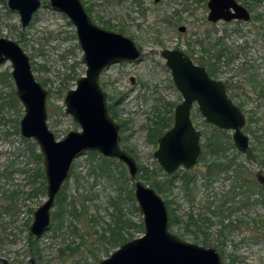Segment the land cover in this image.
<instances>
[{"label": "rangeland", "instance_id": "1", "mask_svg": "<svg viewBox=\"0 0 264 264\" xmlns=\"http://www.w3.org/2000/svg\"><path fill=\"white\" fill-rule=\"evenodd\" d=\"M41 1L30 24L23 27L19 12L8 7V0H0V37L16 41L29 56L35 78L48 92V125L60 140L80 130L65 111L64 100L86 66L74 25L50 0ZM81 1L94 23L129 36L142 51L134 61L104 69L99 80L107 94L108 112L120 125L121 146L137 162L139 180L147 184L141 176L163 179L167 174L154 157L159 137L154 140L150 130L160 117L170 115L172 127L175 108L183 100L161 55L166 48L183 50L207 71V53L216 57L211 75L229 82L228 93L244 111V132L250 137L246 153L234 147L227 154L236 156L239 151L242 170L255 180L257 171L264 173V0H238L251 12L247 22L217 23L208 20L209 0ZM220 47L226 50L219 61ZM11 71L9 61L0 65V257L10 264H27L32 257L36 264H97L121 245L110 240L118 216L125 237L144 234L129 170L117 159L105 163L98 152L83 153L72 163L61 189L67 210L53 221L56 201L49 229L41 237L31 235L34 212L47 198V181L39 145L20 131L25 110ZM191 117L202 132L203 154L191 170L196 178L195 198L183 191L181 176L186 169L180 168L174 173L173 190L161 195L175 200L172 207L179 216L169 229L183 240L215 247L225 264L232 256L237 264H264V186L256 180L254 190L248 191L232 172L214 168L215 178L207 180L210 155L204 144L216 129H222L208 123L197 104ZM225 131L234 145L233 131ZM191 215L197 224L190 223ZM204 239L208 245L202 243Z\"/></svg>", "mask_w": 264, "mask_h": 264}, {"label": "water", "instance_id": "2", "mask_svg": "<svg viewBox=\"0 0 264 264\" xmlns=\"http://www.w3.org/2000/svg\"><path fill=\"white\" fill-rule=\"evenodd\" d=\"M160 1L154 0L155 3ZM7 4L11 10L19 12L22 26L27 27L42 1L8 0ZM50 4L74 25L83 52L85 74L64 100L65 111L79 124L80 130H72L60 140L56 138L48 125V92L35 78L29 56L16 41L0 37V65L11 63L16 94L25 110L20 121L21 134L37 142L45 168L47 198L34 212L29 227L31 235L41 237L49 229L52 209L70 177L74 160L83 153L95 151L127 166L144 226L142 236L124 242L97 264H225L215 247L183 240L170 231V213L165 199L154 187L137 178V162L121 146L120 125L108 112L107 94L99 80L103 70L112 64L138 59L142 54L140 48L129 36L94 23L81 0H50ZM208 8V20L212 23L250 19L249 11L236 0H209ZM179 29L184 31L185 27ZM161 55L183 97L175 108L173 126L158 138L154 152L166 173L172 175L180 168L191 170L199 161L202 132L191 117L195 104L208 123L222 130H232L235 147L246 153L250 147V137L244 132L247 118L229 96L226 84L212 77L206 67L183 50L166 48ZM255 177L264 186V173L257 171ZM0 264L10 262L0 257ZM27 264H36L35 258H30Z\"/></svg>", "mask_w": 264, "mask_h": 264}, {"label": "trees", "instance_id": "3", "mask_svg": "<svg viewBox=\"0 0 264 264\" xmlns=\"http://www.w3.org/2000/svg\"><path fill=\"white\" fill-rule=\"evenodd\" d=\"M216 44H218V42H216ZM225 50L226 48H221L219 50V54L217 55V58H219L218 60L220 61L221 57L224 56L225 54ZM207 52V51H206ZM208 56V60L206 61L207 64L209 65V74L214 75V70L216 68V57L211 54L210 52L207 53ZM205 63V62H204ZM202 63H200L201 65ZM211 75V76H212ZM172 121H173V116L170 115L169 117H160L159 121L156 122V125H154L153 129L150 130V135L153 136L154 140L158 137H160L161 135L164 134V132L166 131V129H168L169 127H171L172 125ZM225 134V135H224ZM224 135V136H223ZM204 146L207 148L206 151L208 150V153L210 155V159H209V170L208 171V175H206V179L207 180H212L215 178V174H212V168L218 170L219 172H223V173H227V172H232L234 174V176H236L237 180H240V182L242 181V184H244L245 186H247L248 191H253L254 188L256 187V180L254 179V176L252 173H245L242 170V163L238 162L237 160V155L240 154L239 151H237V155L233 156V155H228L227 152L230 149H234V145L231 141V137L228 136L226 134L225 130H217L216 132L213 133L211 136H209L206 140V143L204 144ZM90 154H95L94 152H90ZM203 154V153H202ZM202 154L200 155V158L202 157ZM42 154L38 153V157L41 158ZM249 156V154H248ZM255 158V156H254ZM105 163L110 161L109 158L103 157ZM252 159V158H250ZM102 169H105V171H110V169L108 168L107 165L105 166H101ZM141 168H145V167H141ZM147 171V169H146ZM191 170H185L183 175L181 176V181H182V188L183 191L186 193L187 197H189L190 199H194L195 198V194H194V189L192 185H195L196 183V178L194 175L191 174ZM175 174L173 173L172 175H168L165 174L163 176V179H160L157 175L155 176H141L140 178H142L143 180H145V182L150 185L151 187H154L158 193H160L161 195H165L167 196L166 192L167 191H172L174 188V184H175ZM241 184V185H242ZM64 187V185H63ZM63 193L62 191L59 192L58 196H57V205H58V210L55 212V214H53V221L56 219V217L60 214H62L65 210H67V207L65 205V197H63ZM166 204L168 206V210L170 213V225L169 228H171V226H173L174 224L179 222V216L176 213V209L174 207H172V203L175 201L174 199H169V198H165ZM206 208H210V205H207ZM190 223H196L195 219L193 218V216H190ZM197 224V223H196ZM123 221L121 219V217L118 216V219H115V226L114 228H111V234H110V240L112 244H118L120 243L121 245L126 242L129 241L133 238H135L132 234H130L128 237H125V235L122 233L123 230ZM142 226V225H140ZM195 239L198 240V234L195 233ZM202 243L204 245H208L207 239L202 240ZM237 259L235 256H232L229 260V262H227V264H237Z\"/></svg>", "mask_w": 264, "mask_h": 264}, {"label": "flooded vegetation", "instance_id": "4", "mask_svg": "<svg viewBox=\"0 0 264 264\" xmlns=\"http://www.w3.org/2000/svg\"><path fill=\"white\" fill-rule=\"evenodd\" d=\"M238 3H240L241 5H243L240 1H238V0H236ZM244 6V5H243ZM247 10H248V8L246 7V6H244ZM249 11V10H248ZM249 13H250V19H251V12L249 11ZM249 19V20H250ZM249 20H247V21H249ZM231 21H244V22H247V21H245V20H243V19H232ZM231 21H229V22H231ZM226 22V21H225ZM226 84V86H227V90H228V86H230L229 85V82H227V83H225ZM229 96H230V94H229ZM194 169V168H193ZM30 260V259H29Z\"/></svg>", "mask_w": 264, "mask_h": 264}]
</instances>
